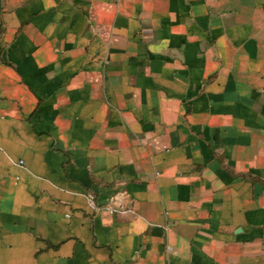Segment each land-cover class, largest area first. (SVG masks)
<instances>
[{
	"label": "crops",
	"instance_id": "0c3cea01",
	"mask_svg": "<svg viewBox=\"0 0 264 264\" xmlns=\"http://www.w3.org/2000/svg\"><path fill=\"white\" fill-rule=\"evenodd\" d=\"M0 264H264V0H0Z\"/></svg>",
	"mask_w": 264,
	"mask_h": 264
},
{
	"label": "built area",
	"instance_id": "2783aa9c",
	"mask_svg": "<svg viewBox=\"0 0 264 264\" xmlns=\"http://www.w3.org/2000/svg\"><path fill=\"white\" fill-rule=\"evenodd\" d=\"M109 208V207H108Z\"/></svg>",
	"mask_w": 264,
	"mask_h": 264
}]
</instances>
